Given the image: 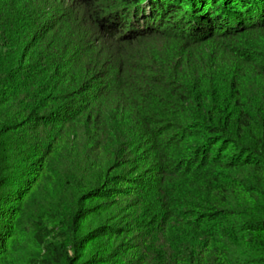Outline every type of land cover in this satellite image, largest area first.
<instances>
[{
  "label": "trees",
  "instance_id": "16d2710c",
  "mask_svg": "<svg viewBox=\"0 0 264 264\" xmlns=\"http://www.w3.org/2000/svg\"><path fill=\"white\" fill-rule=\"evenodd\" d=\"M31 203L28 264H264V0H0V264Z\"/></svg>",
  "mask_w": 264,
  "mask_h": 264
},
{
  "label": "rangeland",
  "instance_id": "374dc122",
  "mask_svg": "<svg viewBox=\"0 0 264 264\" xmlns=\"http://www.w3.org/2000/svg\"><path fill=\"white\" fill-rule=\"evenodd\" d=\"M26 208L28 217L23 226L13 236L12 243H10L12 246L9 248L4 264H28L30 262V254L33 251H38L36 248L37 244L27 229H32L39 221L36 213L39 210V206L36 203H31ZM44 213L48 217L47 212ZM85 255L87 257L88 253L86 252Z\"/></svg>",
  "mask_w": 264,
  "mask_h": 264
}]
</instances>
